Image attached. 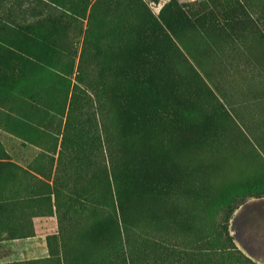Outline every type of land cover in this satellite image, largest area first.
I'll return each instance as SVG.
<instances>
[{
	"label": "rangeland",
	"instance_id": "obj_1",
	"mask_svg": "<svg viewBox=\"0 0 264 264\" xmlns=\"http://www.w3.org/2000/svg\"><path fill=\"white\" fill-rule=\"evenodd\" d=\"M65 1L0 0V264H129L163 237L180 258L221 227L264 264V0H98L75 24ZM78 64L93 129L65 144Z\"/></svg>",
	"mask_w": 264,
	"mask_h": 264
},
{
	"label": "trees",
	"instance_id": "obj_2",
	"mask_svg": "<svg viewBox=\"0 0 264 264\" xmlns=\"http://www.w3.org/2000/svg\"><path fill=\"white\" fill-rule=\"evenodd\" d=\"M89 1L90 0H66L63 11V18H71L72 23L75 24L76 20H80L87 14V18L89 19V21H91L93 17L95 18L94 6L96 5L98 0H96L90 6L87 12L86 7L88 6ZM103 28L104 24L101 25L102 31ZM85 52L86 47L84 46L82 49V54H84ZM75 76L76 83H74L73 85L71 103L69 107V115L65 124V144L68 141V138H72V141L76 140V138L81 139L82 134L90 137L92 134L91 131L93 129L91 123H83L84 117H82L81 115H83L84 113H88L87 111L89 110L87 109L93 107L92 94L96 97L98 94V89L93 86L91 82H88L86 80V72L84 73L82 71V68L79 64ZM88 88L91 90L90 95H88V92L86 91V89ZM124 115L127 124H131L137 119L136 112L132 110L125 111ZM95 128H98L99 132L97 122H95ZM129 179H132V177L130 176ZM156 179V176H154L153 174L140 175L138 187L142 189V193L148 192L149 194H151L152 189L154 187L153 181ZM112 180L114 186V193L116 196V204L118 210H120L118 214L120 218L118 225L119 223L124 224L126 221L124 211L122 209L123 199L121 197V190L119 189L118 179L115 177V175H113ZM164 215L166 216V218H168L169 213L166 214L165 211ZM220 235L222 236V242L219 243V245H216V241L213 240L206 241L204 245H189L187 248H182L183 255L180 258L175 255L179 251L175 250V248L173 247L175 243L172 242L171 239L163 237L164 239H154L153 241H150V243L152 244L151 249H149V253H146L145 248L140 249L139 246L135 245L134 243H130V241L126 240L125 242L128 245L126 251L127 261L129 262V264H225V261L223 259L224 257L222 255L224 254L240 258L242 264H252V261L248 257H246L242 252H240L234 245L226 227H221ZM146 242L147 241L143 243L144 246H147ZM156 248L158 250L157 252H155ZM194 249H198L200 252L194 254ZM215 249H217L216 252L223 251V253H216L215 255L213 254V258H208L207 260L206 256L208 255L209 251L214 252Z\"/></svg>",
	"mask_w": 264,
	"mask_h": 264
}]
</instances>
